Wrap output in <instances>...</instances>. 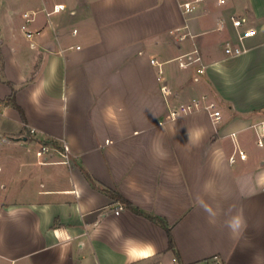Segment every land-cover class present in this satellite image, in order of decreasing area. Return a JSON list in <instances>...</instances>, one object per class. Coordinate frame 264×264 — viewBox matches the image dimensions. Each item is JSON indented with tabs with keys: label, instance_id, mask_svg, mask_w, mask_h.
I'll return each mask as SVG.
<instances>
[{
	"label": "crops",
	"instance_id": "1",
	"mask_svg": "<svg viewBox=\"0 0 264 264\" xmlns=\"http://www.w3.org/2000/svg\"><path fill=\"white\" fill-rule=\"evenodd\" d=\"M19 1L2 7L0 119L13 125L0 124V142L27 141L0 148L13 151L0 157V264H264V178L248 180V156L230 161L250 132L264 134V0H203L189 15L181 5L194 0ZM233 15L258 33L231 57ZM193 47L203 75L178 65ZM202 96L219 122L197 111L161 123ZM103 188L166 219L178 255L161 226ZM230 208L246 221L238 233L224 226Z\"/></svg>",
	"mask_w": 264,
	"mask_h": 264
},
{
	"label": "built area",
	"instance_id": "2",
	"mask_svg": "<svg viewBox=\"0 0 264 264\" xmlns=\"http://www.w3.org/2000/svg\"><path fill=\"white\" fill-rule=\"evenodd\" d=\"M202 1L203 0H194L192 2H186L182 4L181 7L183 9L184 14L189 15L193 13L197 9L198 4L201 3ZM219 3L225 4L226 0H219ZM64 9H65L64 5H56L52 13H59L63 11ZM31 16L32 15L30 12H25L23 14L25 23L23 24L22 29L25 31V34L29 39H32L34 36L33 32L29 30V26L33 22V19ZM230 21H231L232 26L236 29V39L238 40L239 43L234 42V41H228L225 44L224 50L227 56L234 57V56H239L244 52L243 43L247 39L252 38L255 35H257L258 30L255 27H247L245 19L239 18L234 15L230 17ZM180 31H181V28L176 29V32H180ZM177 61H178V65L180 68L186 69L188 67L195 66L198 64L201 67L197 69V73L199 75H203L206 72V68L202 65V57L198 49H194L191 53L178 58ZM151 64L159 67V63L155 59L151 60ZM157 75H158L159 81H162V78L164 76V71L162 70L161 66L158 70ZM161 90L164 94H168L167 85L163 84V86L161 87ZM197 111L208 112L216 122H219L222 117V113L219 110L217 103L213 99H210L207 96H202L200 98H195L186 103H180L176 105L175 107L171 108L166 113L161 123L175 121L183 116L195 113ZM257 146L261 148L264 147V134L258 136ZM64 148L66 152H68V147L66 144H64ZM48 151H49L48 145H41L39 148V151L37 152L38 157L43 158V159L46 158L45 155L48 153ZM238 156L241 160L247 159V154L244 151H238ZM235 160H236V155H233L230 158V161L235 162ZM63 163L65 165H70L68 154H66V160ZM263 188H264V181H263ZM120 210H122V207L120 208ZM116 213H119V211H117Z\"/></svg>",
	"mask_w": 264,
	"mask_h": 264
},
{
	"label": "rangeland",
	"instance_id": "3",
	"mask_svg": "<svg viewBox=\"0 0 264 264\" xmlns=\"http://www.w3.org/2000/svg\"><path fill=\"white\" fill-rule=\"evenodd\" d=\"M9 3H14L15 4V9H19L20 11L22 10V8L25 6L24 3L20 2L19 0H0V31H5V20H4V10H3V5L9 6ZM22 34V32H20ZM24 33V32H23ZM23 39V38H22ZM25 41V42H24ZM28 41V40H27ZM20 42L24 45H26L27 47H30L31 42H26V39L24 40H20ZM194 49V47L192 48V50ZM170 53L172 54H176V56L178 54H180V50L177 49V47L175 45H172L170 47ZM217 103V101H215ZM218 105V103H217ZM219 107V105H218ZM0 124H7V125H13L12 122L10 121H3L2 119H0ZM250 137H248V140L245 143L244 146V151L246 152L247 156L250 159V165L252 167V170L254 172H252L251 175H246V177L248 178V180L253 184V186L258 187L260 186V184L262 183V180L264 178V164H262L264 162V147H258L257 146V136L254 134H252V132H250ZM4 136H9V135H4ZM7 143H11L10 140H7L5 138L4 141L0 142V148L4 147V145L6 147H9ZM11 147V146H10ZM4 152L6 153V155H4ZM3 153H1L0 151V157L4 158L5 156H7L8 154L13 153V151L10 149H6ZM236 156H238V150L236 153Z\"/></svg>",
	"mask_w": 264,
	"mask_h": 264
},
{
	"label": "trees",
	"instance_id": "4",
	"mask_svg": "<svg viewBox=\"0 0 264 264\" xmlns=\"http://www.w3.org/2000/svg\"><path fill=\"white\" fill-rule=\"evenodd\" d=\"M10 103L12 104V106L19 110L20 112L21 109L19 108V106L17 105L16 101H15V97H11L9 99ZM51 141H46L44 142V144H51ZM92 181V180H91ZM102 191H104L106 194H108L113 200L120 202L122 204H124L128 209H130L132 212H134L137 215L143 216L149 220H151L152 222L156 223L157 225L161 226L165 232L168 235V239H169V248L176 254L178 255V251H177V247L173 238V234H172V228L169 225V223L167 222L166 219L160 217V216H156L150 213H147L145 211H143L142 209L134 206L133 204H131L129 201H127L126 199H124L117 191L111 190V189H107V188H103Z\"/></svg>",
	"mask_w": 264,
	"mask_h": 264
},
{
	"label": "clouds",
	"instance_id": "5",
	"mask_svg": "<svg viewBox=\"0 0 264 264\" xmlns=\"http://www.w3.org/2000/svg\"><path fill=\"white\" fill-rule=\"evenodd\" d=\"M161 155H163V153H161ZM202 206L205 212L209 213L212 216L216 215V213L212 210L211 207L207 205H202ZM226 216H227V219L224 221V226L227 227L231 232L238 233L246 227V221L244 219L242 211H238L233 214L232 209L230 208L228 212L226 213ZM145 247L149 249L152 248L150 244L146 245ZM153 252H154V249H153Z\"/></svg>",
	"mask_w": 264,
	"mask_h": 264
},
{
	"label": "water",
	"instance_id": "6",
	"mask_svg": "<svg viewBox=\"0 0 264 264\" xmlns=\"http://www.w3.org/2000/svg\"><path fill=\"white\" fill-rule=\"evenodd\" d=\"M10 140L15 141V142H21V141H27V137L22 136V137H9ZM3 140V136L0 135V141Z\"/></svg>",
	"mask_w": 264,
	"mask_h": 264
},
{
	"label": "snow or ice",
	"instance_id": "7",
	"mask_svg": "<svg viewBox=\"0 0 264 264\" xmlns=\"http://www.w3.org/2000/svg\"><path fill=\"white\" fill-rule=\"evenodd\" d=\"M142 255H147V253H143Z\"/></svg>",
	"mask_w": 264,
	"mask_h": 264
}]
</instances>
